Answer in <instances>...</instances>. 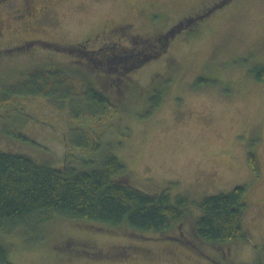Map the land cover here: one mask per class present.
I'll return each mask as SVG.
<instances>
[{
  "label": "rangeland",
  "instance_id": "rangeland-1",
  "mask_svg": "<svg viewBox=\"0 0 264 264\" xmlns=\"http://www.w3.org/2000/svg\"><path fill=\"white\" fill-rule=\"evenodd\" d=\"M33 2L47 12L27 19L19 1L1 11L0 150L50 167L71 163L80 171L102 167L113 154L125 165L129 185L190 201L243 185L246 239L219 248L200 240L195 220L201 210L194 204L186 209L180 240L55 217L37 230L0 229L11 263L253 264L262 259L264 82L253 70L264 66V0ZM189 17L194 20L172 36L167 51L129 73L120 89L113 79L97 77L99 90L110 99L103 112L74 98L12 91L28 71L67 61L70 54L37 44L20 47L28 42L75 46L103 29L86 48L111 41L129 45L135 35L153 38Z\"/></svg>",
  "mask_w": 264,
  "mask_h": 264
},
{
  "label": "trees",
  "instance_id": "trees-1",
  "mask_svg": "<svg viewBox=\"0 0 264 264\" xmlns=\"http://www.w3.org/2000/svg\"><path fill=\"white\" fill-rule=\"evenodd\" d=\"M182 20L153 38L137 39L135 35L129 38V45L111 41L86 48L84 42L75 46L28 42L20 47L37 44L70 54L67 61L43 64L28 71V77L12 91L21 96L74 98L103 112L110 99L99 90L97 77L113 79L114 86L120 89L129 73L167 51L172 36L189 23ZM253 71L254 77L264 82V66ZM249 162L256 170L252 153ZM128 180L125 165L113 154L105 157L102 167L80 171L71 163L50 167L23 154L0 150V229L11 231L25 226L37 230L41 224L61 217L120 227L137 237L152 233L159 238L180 240L186 209L194 204L201 210L195 220V234L200 240L219 248L238 238L246 239L241 226L247 207L245 186L237 185L229 192L190 201L181 194L171 197L166 190L145 193L129 185ZM67 243L77 253L84 252L76 244ZM0 264H12L2 243ZM253 264H264V255Z\"/></svg>",
  "mask_w": 264,
  "mask_h": 264
},
{
  "label": "flooded vegetation",
  "instance_id": "flooded-vegetation-1",
  "mask_svg": "<svg viewBox=\"0 0 264 264\" xmlns=\"http://www.w3.org/2000/svg\"><path fill=\"white\" fill-rule=\"evenodd\" d=\"M19 1L20 9L23 10V17L36 19L39 15L47 12L48 8L46 6H37L34 4L33 0H0V16L2 10H7L10 7H13ZM184 20L191 22L194 19L192 17L184 18ZM183 21V20H182ZM2 35V29L0 28V36ZM103 35V29L99 32H96L91 38L84 39V44H88L93 39H99Z\"/></svg>",
  "mask_w": 264,
  "mask_h": 264
}]
</instances>
